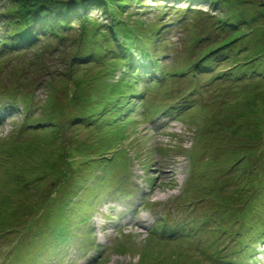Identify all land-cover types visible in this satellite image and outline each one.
I'll list each match as a JSON object with an SVG mask.
<instances>
[{"label":"rangeland","instance_id":"1","mask_svg":"<svg viewBox=\"0 0 264 264\" xmlns=\"http://www.w3.org/2000/svg\"><path fill=\"white\" fill-rule=\"evenodd\" d=\"M133 2L115 9L114 16L145 38L168 75L159 86L150 83L158 75L140 76L138 85L127 76L131 85L124 96H137L124 99L112 118L105 114L104 124L76 123L77 88L97 83L94 74L105 72L102 79L111 85L126 73L120 64H110V55L105 66L77 60L82 22L61 37L40 36L32 48L0 53V264H28L29 257L36 264L38 252L41 264H264V202L254 217L241 216L250 201L254 205L255 191L264 192V0ZM21 7L18 0H0L1 35ZM112 15L97 7L87 17L96 26H116ZM229 21L235 27L224 29ZM209 34L211 41H202ZM226 45L235 50L217 59L211 71L194 68L204 53ZM247 63L255 72L225 76ZM215 76L223 78L212 82ZM60 108L67 110L53 116V126L48 117ZM121 122L125 139L115 153L110 148L103 155ZM86 127L94 137L89 142ZM59 131L57 140H50L48 133ZM58 156L56 180L46 166ZM120 157L121 169L109 173ZM201 178L208 180L207 191L198 185ZM68 192L67 205L62 198ZM148 203L174 212L181 229H194L174 232L191 244L148 237L146 228L156 220L149 211L140 213ZM78 205L85 208L74 213ZM56 213L62 216L60 230L52 225ZM196 228L202 233L195 235ZM46 239L51 245L44 247ZM19 242L36 251L18 252Z\"/></svg>","mask_w":264,"mask_h":264},{"label":"trees","instance_id":"2","mask_svg":"<svg viewBox=\"0 0 264 264\" xmlns=\"http://www.w3.org/2000/svg\"><path fill=\"white\" fill-rule=\"evenodd\" d=\"M20 4L22 5L19 12H15L11 19L12 21L8 23L7 25L5 22V25L9 26L8 30H6L4 33L5 36L0 34V53L3 51H10V50H18L21 48H32L37 41H39L40 36L45 35H56L61 37L63 32L69 31L72 29L73 25L76 22H82L81 23V32L83 33V36L81 37V42H83V47L79 50V61H82L84 63L87 62H98L105 66V62L103 59L107 57L106 55H110L111 61L110 64L116 65L120 64L124 69L125 73L123 74V77L118 80V83L107 85L104 83V80L102 79V76L105 77V72L103 74H94L97 79V83H85V89L81 90L78 89V95L75 99V106L79 109L77 111L80 112V116H76L74 119L76 123L79 121L82 123H88L87 126H93L96 123L104 124L105 123V114L109 113L110 116H114L115 112H117L119 109H122L121 103L124 102V99L127 100L129 97H135L137 94H134L132 91L134 86H130L131 90L128 91L131 93V95L124 96L125 90L129 88L127 83H131L126 80L127 76H133L132 80H136L134 82V85H138L137 81L140 80V76L147 77L148 79H153L157 75L159 76V80H152L150 83L160 85V82L167 79L168 73H165L163 70L160 69L159 61L155 59V55L152 56L150 50V47L148 44H145L143 42L145 38H142L139 33H136V31H133L131 28H129L127 25L122 24L121 21H118L117 18L114 16L115 9H126L129 7V4L132 5L134 2L133 0H18ZM178 1V0H176ZM103 10L104 13L113 14V18L115 17L114 25L107 26L105 24H101L100 26H96L88 21V14L90 10L96 9V8ZM239 21V20H238ZM237 21V22H238ZM232 24V25H231ZM237 24V23H236ZM226 26H234L235 24L232 21L227 22V24L224 26V29ZM107 28L108 30H105ZM117 28H120L118 30ZM93 31H96L95 33ZM120 31L122 33H120ZM100 36L102 40H99L96 36ZM121 37V41L120 38ZM150 38H156L155 34L153 35L152 32L149 33ZM211 35H207L205 38H203L202 41H211ZM105 39H107V42H105ZM95 40V41H91ZM200 41V40H199ZM199 41L196 42L199 43ZM113 42V43H112ZM109 43L110 45L105 48V44ZM232 47L230 45L226 46H220L216 48L215 50L209 51L208 53H204V57L202 58L201 62L197 64V66L194 68H197L198 71H211L212 66H215V61L218 59L223 60V58L230 57V53L232 52ZM235 50V49H233ZM216 51V52H215ZM205 57H207L206 60H203ZM253 62V61H252ZM121 66L119 69H121ZM151 66H155V69L150 70L149 68ZM118 67V66H116ZM143 71V72H140ZM255 72V68L252 67V65L241 66L236 68L233 72L229 73L225 76H237L239 74L241 75H247L249 73ZM188 73L187 69L186 71L181 73V76H184ZM223 76H215L211 79L212 82L215 80L222 79ZM125 82V83H124ZM93 87L91 90H87L88 87ZM74 93V89L70 92ZM106 97L108 100H105ZM188 99L190 100L189 105H194V98L190 95H188ZM186 103L185 106L188 104ZM194 103V104H193ZM29 107V106H28ZM65 110H62L60 108V113H56V111H52V115L48 117L47 121H51L50 124L53 126H56V122L53 121V116L58 115H64ZM26 113L29 112V108L25 109ZM10 110L4 111V114H8ZM118 117L120 114H117ZM4 117V116H2ZM31 117V116H30ZM29 117V118H30ZM112 118V117H110ZM227 119V118H226ZM31 127L34 128L39 127L35 125L34 122L28 123ZM35 125V126H34ZM220 125H223V123H220ZM86 127V129L88 128ZM238 130V129H237ZM236 131V130H235ZM56 133V131L54 130ZM57 134H50V140L56 139L59 137ZM85 138L86 142L91 141V139L94 140V137L91 133H89L88 129L86 130ZM54 135V136H51ZM56 135V136H55ZM249 135V134H248ZM125 139L124 134V124L121 122V126L118 127L114 132H112L111 139L106 141L101 153L104 155L105 150L107 151L110 148H114L113 152L117 149V144L120 143ZM66 141V140H65ZM96 141V140H95ZM85 150L88 151V144L85 143L84 145ZM81 147V145H80ZM116 148V149H115ZM72 151V150H70ZM115 153V152H114ZM34 154V153H33ZM74 154V151L70 153V157ZM84 156V155H83ZM49 157V156H48ZM101 159H103L102 156H100ZM124 157H120L118 159V162L115 167L112 168V172L109 173H115L119 169H121V162L123 164ZM47 159L45 160V162ZM43 162V164H45ZM61 160L60 156L56 159V161L50 162L46 167L50 169V178L57 180V172L60 170L61 166ZM82 165V164H81ZM119 166V167H118ZM116 168H118L116 170ZM60 173V172H59ZM64 174V173H63ZM198 174V172L196 173ZM65 175V174H64ZM29 178V177H28ZM200 180H204L205 178H201ZM204 181H198V185L200 186ZM112 182V180L110 181ZM110 184V183H109ZM211 186V185H210ZM25 187L23 184L20 186V190ZM26 190H24L25 192ZM207 191V190H205ZM263 191H255L254 196V205L250 201L249 207L247 204V209L245 212L247 213H241L242 215L249 214L250 217H253L258 214V207L263 205L264 202V192ZM70 192L67 193V195H63V202L65 204H69L70 201H68V197L70 198ZM207 194V192L205 193ZM130 194H128V197ZM81 206V208H73L74 213H80L83 210L84 205H78ZM245 207V208H246ZM85 208V207H84ZM87 209L89 207H86ZM86 210V209H85ZM57 215V222L52 223L53 227L57 230L62 229L61 224L62 220L59 216V213H56ZM238 215V214H237ZM11 216L7 217L6 219L10 218ZM244 234V233H243ZM63 233L59 234L57 237V241L61 240ZM34 236V235H33ZM32 237V241H35V238ZM30 237V236H29ZM41 241L42 236L38 237ZM51 241V239H50ZM50 241L46 239V241H43L44 247L51 245ZM21 242V241H20ZM19 242V243H20ZM22 245V243H21ZM20 246V245H19ZM34 247V246H33ZM32 245L29 243H24L23 246L19 247L17 249L18 252H25V251H36ZM42 257V253L38 254ZM26 256H28L26 254ZM17 257V256H15ZM28 259H31V262L35 261L33 257H29ZM24 260V259H23ZM17 261V260H16ZM28 261V260H27ZM19 262V261H18Z\"/></svg>","mask_w":264,"mask_h":264},{"label":"bare ground","instance_id":"3","mask_svg":"<svg viewBox=\"0 0 264 264\" xmlns=\"http://www.w3.org/2000/svg\"><path fill=\"white\" fill-rule=\"evenodd\" d=\"M194 103H195V100H194ZM183 107H184V106H181V108H183ZM122 179H123V177H122ZM110 181H111V180H110ZM113 181L115 182L114 179L112 180V182H113ZM205 181H206V182H205ZM205 181H204L199 187H201V189H204V188L202 187V185H206V187H205L206 189H205V190H207L208 180L205 179ZM211 181H212V180H211ZM213 181H214V180H213ZM112 182H111V183H112ZM113 185H115V186L118 185V182H117V183L115 182ZM130 185H131V184H130ZM131 188H132V187H131ZM141 208H142V207H141ZM150 224H151L152 228H154L155 226H158L157 224L155 225V223H153V221L150 222ZM150 224H149V226H150ZM162 230H163V229H160L159 232H161ZM202 230H203V229H202ZM203 232H204V230H203ZM173 233H174V232H173ZM243 233L245 234V232H243ZM175 236H177V235L175 234ZM34 264H35V263H34ZM36 264H37V263H36Z\"/></svg>","mask_w":264,"mask_h":264}]
</instances>
